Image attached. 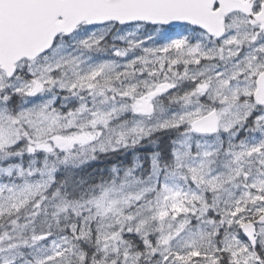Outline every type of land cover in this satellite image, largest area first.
Wrapping results in <instances>:
<instances>
[{"label":"snow or ice","instance_id":"6c2138e0","mask_svg":"<svg viewBox=\"0 0 264 264\" xmlns=\"http://www.w3.org/2000/svg\"><path fill=\"white\" fill-rule=\"evenodd\" d=\"M0 264H264V0H0Z\"/></svg>","mask_w":264,"mask_h":264}]
</instances>
